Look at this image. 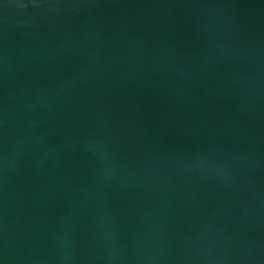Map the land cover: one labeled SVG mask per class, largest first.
<instances>
[{
    "label": "water",
    "instance_id": "1",
    "mask_svg": "<svg viewBox=\"0 0 264 264\" xmlns=\"http://www.w3.org/2000/svg\"><path fill=\"white\" fill-rule=\"evenodd\" d=\"M0 264H264V0H0Z\"/></svg>",
    "mask_w": 264,
    "mask_h": 264
}]
</instances>
